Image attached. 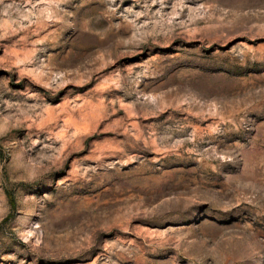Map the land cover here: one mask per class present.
Here are the masks:
<instances>
[{
    "label": "rangeland",
    "instance_id": "374dc122",
    "mask_svg": "<svg viewBox=\"0 0 264 264\" xmlns=\"http://www.w3.org/2000/svg\"><path fill=\"white\" fill-rule=\"evenodd\" d=\"M0 264H264V0H0Z\"/></svg>",
    "mask_w": 264,
    "mask_h": 264
},
{
    "label": "trees",
    "instance_id": "16d2710c",
    "mask_svg": "<svg viewBox=\"0 0 264 264\" xmlns=\"http://www.w3.org/2000/svg\"><path fill=\"white\" fill-rule=\"evenodd\" d=\"M8 195H9V199H10V201H11V205H12V207L15 206V202H14V200H13L11 194L8 193Z\"/></svg>",
    "mask_w": 264,
    "mask_h": 264
}]
</instances>
